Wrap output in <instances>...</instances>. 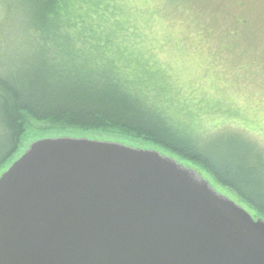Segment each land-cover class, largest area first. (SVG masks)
Listing matches in <instances>:
<instances>
[{"label": "water", "instance_id": "95a60500", "mask_svg": "<svg viewBox=\"0 0 264 264\" xmlns=\"http://www.w3.org/2000/svg\"><path fill=\"white\" fill-rule=\"evenodd\" d=\"M0 264H264V220L156 150L45 138L0 177Z\"/></svg>", "mask_w": 264, "mask_h": 264}, {"label": "trees", "instance_id": "16d2710c", "mask_svg": "<svg viewBox=\"0 0 264 264\" xmlns=\"http://www.w3.org/2000/svg\"><path fill=\"white\" fill-rule=\"evenodd\" d=\"M0 5L2 13L22 14L24 38L31 44L21 61L0 69V170L30 132L52 138L74 137L60 136L65 132L108 134L199 166L264 220V156L242 141L248 166L245 158L211 159L205 149L210 131L199 130L207 112L202 100L185 94L156 57L141 54L143 47L125 34L131 31L121 23L126 12L118 0H0Z\"/></svg>", "mask_w": 264, "mask_h": 264}, {"label": "rangeland", "instance_id": "374dc122", "mask_svg": "<svg viewBox=\"0 0 264 264\" xmlns=\"http://www.w3.org/2000/svg\"><path fill=\"white\" fill-rule=\"evenodd\" d=\"M118 1L126 12L120 16L121 23L131 31L125 34H130L133 41L143 47L141 54L145 58L156 57L157 61L155 58L153 61L166 66L169 76L180 83L185 94L202 100L207 112L199 130L210 131L211 138L205 141V149L211 159L235 163L245 158L243 165L248 166L250 158L245 157L248 152L239 147L242 141L255 145L264 156V0ZM1 11L0 5V69L5 70L21 61L31 44L24 38L26 28L22 14ZM217 122H221L219 128H212ZM67 135L156 150L196 171L218 193L257 220L248 204L217 185L207 172L169 152L108 134H60ZM52 137V134L30 132L19 153L0 170V177L32 143Z\"/></svg>", "mask_w": 264, "mask_h": 264}]
</instances>
